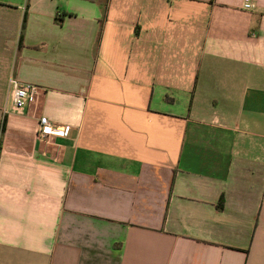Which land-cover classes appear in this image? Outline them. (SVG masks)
Returning a JSON list of instances; mask_svg holds the SVG:
<instances>
[{"label": "crops", "instance_id": "crops-1", "mask_svg": "<svg viewBox=\"0 0 264 264\" xmlns=\"http://www.w3.org/2000/svg\"><path fill=\"white\" fill-rule=\"evenodd\" d=\"M250 1L0 0V264H264Z\"/></svg>", "mask_w": 264, "mask_h": 264}, {"label": "built area", "instance_id": "built-area-1", "mask_svg": "<svg viewBox=\"0 0 264 264\" xmlns=\"http://www.w3.org/2000/svg\"><path fill=\"white\" fill-rule=\"evenodd\" d=\"M256 5L250 0H243L242 9L245 11H254ZM42 89L34 84L21 83L15 79L8 81V97L11 101L13 111L22 112L28 106L37 104ZM36 139L40 142H48L50 137L64 138L66 129L63 126L54 125L45 117H40L36 128Z\"/></svg>", "mask_w": 264, "mask_h": 264}, {"label": "trees", "instance_id": "trees-1", "mask_svg": "<svg viewBox=\"0 0 264 264\" xmlns=\"http://www.w3.org/2000/svg\"><path fill=\"white\" fill-rule=\"evenodd\" d=\"M88 1H91V2H97V1H99V0H88ZM24 22H25V21H23V23H22V29L24 28Z\"/></svg>", "mask_w": 264, "mask_h": 264}]
</instances>
